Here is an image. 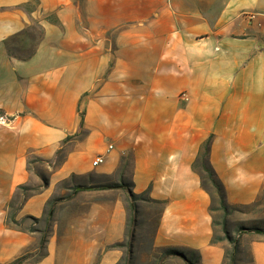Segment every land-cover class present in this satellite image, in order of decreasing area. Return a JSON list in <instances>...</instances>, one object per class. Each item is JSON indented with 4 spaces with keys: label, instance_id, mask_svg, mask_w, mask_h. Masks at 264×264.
<instances>
[{
    "label": "crops",
    "instance_id": "0c3cea01",
    "mask_svg": "<svg viewBox=\"0 0 264 264\" xmlns=\"http://www.w3.org/2000/svg\"><path fill=\"white\" fill-rule=\"evenodd\" d=\"M52 14L59 25L46 21ZM34 22L43 28L35 54L10 56L6 42ZM211 135L228 203H256L264 190V0H0V264L120 262L123 251L107 248L126 238L120 202L57 204L43 248L42 230L7 224L20 187L40 190L15 219L43 220L52 198L72 191L58 185L89 174L99 155L106 177L131 155L132 192L164 203L154 250L223 264L210 196L192 168ZM40 163L50 171L46 185L31 170ZM241 248L264 264V238L244 234Z\"/></svg>",
    "mask_w": 264,
    "mask_h": 264
},
{
    "label": "rangeland",
    "instance_id": "374dc122",
    "mask_svg": "<svg viewBox=\"0 0 264 264\" xmlns=\"http://www.w3.org/2000/svg\"><path fill=\"white\" fill-rule=\"evenodd\" d=\"M36 4H30V6L25 7L26 10H36ZM42 31L37 22L32 23L26 31L20 37H14L6 42L7 52L12 57H17L21 59L28 58L35 50L37 43L41 39ZM84 136V135H83ZM83 136L78 138H83ZM66 156V151H62L58 154L56 159L51 163V168L53 169L57 166L63 158ZM55 165V166H54ZM134 168V161L131 155H127L123 158L120 167L112 176L106 177L101 174L99 168H92V171L78 179L76 177H71L69 180L60 183L56 191L60 192L62 189L72 190L70 193L66 192L64 198H60L57 194L52 198L48 204V209L43 220L36 218H21L17 220L18 225L12 224L10 219L15 217L18 207L24 202V200L39 192V186H28V190L20 191L11 203L10 214L8 217L9 224L14 228H21L26 231L35 232L37 230H42V236L51 230L53 226L54 219L56 217V205L61 203L62 205L76 204L85 205L90 202L97 203H116L120 202L124 205L128 220H127V232L126 238L122 241L123 247H115L123 251V256L120 259V264H156L159 259L162 258V250H154L153 238L154 233L158 224V218L162 210V205L153 202L148 194L137 195L136 197H130L129 191H132V172ZM32 172L36 173L38 177L42 180V185L44 180L47 181V177L50 171L47 169L45 164H38L31 166ZM124 186V188L117 189H102V190H92V193H85L75 198L73 194L75 187L83 186L86 188H98L106 186ZM135 204L138 208V213L136 215V222L134 224L135 234L132 237L130 234V228L133 226V214L130 211L131 206ZM84 207V206H82ZM53 208L54 214L52 221L48 223L47 214L48 211ZM83 209V208H82ZM215 220L219 223L216 226V236L222 239L218 245L222 246L227 252L232 250L230 242L226 239V234L224 233V222H226V227L228 234L231 237L237 235V231L242 227L249 228H262L264 229V190L257 202L249 206H238L236 209L230 211V213L224 217L223 212H215ZM257 235L264 238V235L259 234H249ZM41 248V244H40ZM108 248V247H107ZM132 248V249H131ZM112 249V248H111ZM114 249V248H113ZM129 250L131 252L129 253ZM42 250L38 252V256H41ZM41 254V255H40ZM186 256L189 259L195 260L198 257V253L192 251H186ZM37 258H33L30 263H34ZM168 260V259H167ZM166 260V261H167ZM182 259L173 258L175 262H167L166 264H182L179 262ZM99 261V256L96 258L95 264ZM183 261V260H182ZM184 262V261H183ZM164 263V264H165ZM185 263V262H184ZM186 264V263H185ZM227 264H230L227 262ZM236 264H253V257L249 248H241L240 253L237 256Z\"/></svg>",
    "mask_w": 264,
    "mask_h": 264
},
{
    "label": "trees",
    "instance_id": "16d2710c",
    "mask_svg": "<svg viewBox=\"0 0 264 264\" xmlns=\"http://www.w3.org/2000/svg\"><path fill=\"white\" fill-rule=\"evenodd\" d=\"M34 4H36V6H37L38 2H35ZM27 6H30V3L27 4L25 7H27ZM33 10H35V9H33ZM46 21H48L52 24H55V25L60 24L59 20L53 14L48 15L46 17ZM40 28L42 31V36H41V38H42L43 37V28L41 26H40ZM34 54H35V51L28 58H31ZM80 116H81V120H82L81 131H80V133H78L76 135L77 137H81V136L85 135V132L83 130V123H84V116L85 115H84V113H81ZM213 141H214V135H211L201 145L199 152H198V155H197V157H196V159L192 165V168L200 177V183H201L202 189L210 196L211 204L209 207V212H210V216L212 218V225H213L212 243L218 244L222 239L217 238V236H216V226L219 225V223L215 220V216H214L215 212L221 211L224 213V217H225L230 213L231 210L236 209L238 206L231 205L228 203L226 189H225L223 183L221 182V180L219 179V177L217 176V174H216V172H215V170L211 164L210 156H211ZM44 184L46 185L47 181L44 180ZM117 188H124L125 189L124 186H112V185L106 186V187L102 186V187H98V188H86L83 186L82 187L77 186V187H75L73 194H77L78 192L87 191V190H102V189H117ZM25 190H28V188L27 187H20V191H25ZM144 194H147V193H144ZM144 194H142V195H144ZM129 195L132 198L137 196L132 191H129ZM152 201L157 203V204L162 205V207H163V204H164L163 202L154 201V200H152ZM130 211L133 214V219H132L133 220L132 221L133 226H131V228H130V234L133 237L135 234L134 224L136 222V215L138 213L137 206L135 204H133L131 206ZM53 214H54V209L51 208L47 214L48 223H50L52 221ZM10 221L12 222V224L18 225V223H17L18 221L15 219V217L10 219ZM7 224H8V226H11L9 224V222ZM223 225H224V233L226 234V239L230 242V244L232 246V250H230V252L226 253L223 264H227V262H229L230 264H236L237 256L240 253V249H241V237L244 234L264 235V229H262V228L242 227L237 231V235L235 237H231L228 234L226 222H224ZM19 229L23 230L21 228H19ZM48 234H49V231H47L41 239L42 248L44 247V245L46 243V238H47ZM115 247H123V243H117L115 245L109 246L108 249L115 248ZM130 252H131V250H129V253ZM169 258L182 259L186 264H197V262L199 261V256L195 260H191L183 252H181L179 250L163 249L162 250V258L159 259V262H157L156 264H164L165 261ZM23 259L24 258L18 259L17 261H15L12 264H21ZM118 264H120V262Z\"/></svg>",
    "mask_w": 264,
    "mask_h": 264
},
{
    "label": "built area",
    "instance_id": "2783aa9c",
    "mask_svg": "<svg viewBox=\"0 0 264 264\" xmlns=\"http://www.w3.org/2000/svg\"><path fill=\"white\" fill-rule=\"evenodd\" d=\"M104 161H105V157L103 155L97 156L93 161V167L94 168L100 167L104 163Z\"/></svg>",
    "mask_w": 264,
    "mask_h": 264
}]
</instances>
